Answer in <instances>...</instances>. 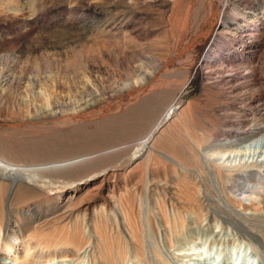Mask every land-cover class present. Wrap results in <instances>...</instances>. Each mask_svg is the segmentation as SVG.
<instances>
[{"label":"bare ground","instance_id":"obj_1","mask_svg":"<svg viewBox=\"0 0 264 264\" xmlns=\"http://www.w3.org/2000/svg\"><path fill=\"white\" fill-rule=\"evenodd\" d=\"M72 4L75 11L65 6L34 19L37 29L32 13L23 19V30L0 31V264H152L153 255L148 259L143 250L147 230L180 224L178 208L197 221L202 206H210L209 185L203 191L191 172L225 192L223 183L245 167L226 160L264 144V0ZM81 52L93 59L83 58L72 80L40 71L43 64L67 66ZM126 59L124 71L107 62ZM201 76L203 96L212 98L216 112L212 121L203 118L205 131L197 122V104L181 99L192 78ZM109 79L122 82L109 88L112 94L102 86ZM79 89L85 98L71 108L56 103ZM35 101L42 103L39 111ZM109 114L115 118L110 129L125 137L108 146L63 155L67 144L61 140H37V132L65 124L64 130L77 132ZM208 142L233 147L209 154L202 149ZM156 162L163 163V181L155 176ZM254 185L243 192L248 203L226 197L228 204L221 208L216 200L211 210L230 213L244 231L246 224L262 229L248 235L264 264V187ZM36 198L41 200L26 204ZM165 206L176 208L170 217ZM212 233L177 231L178 247L169 251L173 263L223 264V242L204 259L207 246L215 244Z\"/></svg>","mask_w":264,"mask_h":264},{"label":"rangeland","instance_id":"obj_2","mask_svg":"<svg viewBox=\"0 0 264 264\" xmlns=\"http://www.w3.org/2000/svg\"><path fill=\"white\" fill-rule=\"evenodd\" d=\"M73 1L74 0H42L41 5H40L41 7H40L38 5L40 3L38 0H12V1L0 0V29H1L0 31L10 33L13 30H17V31L23 30L25 28L24 27L25 24L22 23L23 19H25L27 17V15L32 14V13H33V16L31 18H33V17L34 18L31 21V25H32V27L37 29L38 23L35 24L34 22H36V21H34V19L35 20H38L39 18L47 19L48 17H50V15L56 14L57 12H60V10L63 9L65 6L66 7L68 6V8L72 7L71 9L73 11H75L76 8L72 4ZM190 3H191V0H185L184 5L189 6ZM10 9H15V12H12ZM54 10H55V12H54ZM44 13H46V14H44ZM183 14L184 13L181 12V16L179 17V19H181L183 17ZM35 15H36V17H35ZM182 42H183V39L182 40L180 39V42L177 44L178 49L181 48ZM82 55H83L82 52L81 53H75L74 55H72V57L70 58V62H68V64H67L68 67L66 65H64L65 64L64 62H62L63 63L62 65L59 63H52L50 65L43 64L40 67V71L41 72L46 71V73H50V75L52 77L54 75H56V73H57V75L59 77H63V78H65V80H70V79L72 80L78 74L80 67H82V63L85 62V60H83V58L86 59L89 57L90 60L93 59L91 57L92 55H90L88 57H85L84 55L83 56ZM126 61H127V59H126ZM126 61L116 63V61L113 60V61H107V62L110 66L113 64L112 66L114 67V69L116 71H120L121 69H122L121 71H124V69H127V67H128V61L127 62ZM120 83H122L120 81V79H116V82L109 79V80L104 81L102 86L105 89L108 88V90L106 89V92H108V94H112L113 92L111 93V91H109L110 90L109 88L114 89V86L119 87ZM203 84H204V80H203L202 76L197 77V78L196 77L192 78V80L186 86V89L184 90V93H183L181 99L183 101H190V102L194 101V103L197 104V107L199 110V113H198L199 116L197 115V119L199 118V120L197 122H199L200 126L203 127L202 130L205 131V127L203 125L204 124L203 118L206 119L207 117H209L208 118L209 120L208 119L207 120L210 121V119H211V121H212L213 118L211 116L213 115V117H214V114L216 112H215L214 105L212 104V101H211L212 98L209 95L203 96L204 95V92H203L204 85ZM78 87H80V86H78ZM85 95H86V92L85 91L83 92V90L79 89L78 92H73L70 95L62 94L58 98V101H56V103L57 104L59 103V105L63 106L62 109L66 110V109H69L72 106H74L78 101H81L82 98H85L84 97ZM37 102L38 101H35L33 103V106L36 107V110L39 111V109L42 107V105H40V108H38L39 106L37 104H42V103H40V102L37 103ZM65 104H66V106H64ZM202 104H204V105H202ZM200 112H203V113H200ZM112 115L113 114L106 115V118H105V116H103L100 118L101 120L97 119L96 121L99 122L97 124H94V122H96V121L90 122V124H87L82 129L77 130V132H76V130L75 131L74 130H68V131L64 130V128H66L64 126H68L66 124L61 128H54L55 130L53 128H51L50 130L49 129L44 130L43 133L37 132V135H36L37 137H39V135L41 134L37 140L40 143L42 142L44 144L58 143L61 140L62 143L64 142V144H67V145H65V148L63 147L61 149L63 152L58 151L57 154L62 152L61 154H63V155L66 154L65 150L69 154V153H72V151H73V153L78 152V150L80 148L81 149L79 151H83V149L87 150V149H85L87 147L89 149H91V148L93 149L95 147V145H96V147L108 146V145L113 144L115 142H119L122 138L125 137V135L123 133H120L121 134L120 135V134H118V132H114L110 129L111 128L110 126H112V123L115 121V118H112L113 117ZM107 116H108V119H107ZM102 118L104 120H102ZM193 122H194V120H193ZM206 127H208V125H206ZM1 128L2 127L0 126V129ZM51 130L52 131L54 130L53 131L54 133ZM203 131H199V132L202 134ZM101 132H103V133H101ZM108 136H109V138H108ZM45 138H47V140ZM43 140H46V141L44 142ZM67 141H69L70 143L69 142L67 143ZM111 141H113V142L111 143ZM74 143H75V145H74ZM69 144H71L72 146H70ZM76 144H78V145H76ZM105 144H107V145H105ZM73 147H76V148H73ZM82 147H83V149H82ZM232 147L233 146H231V143H225V144H221V145H219V144L212 145L208 142L207 144L202 146V149H203V152L210 154L212 152H217V151H220L223 149H230ZM75 149H77V150H75ZM68 150H70V151H68ZM241 151L242 152L240 155L230 156L229 158L232 157L231 159H229L230 161L228 159L226 160V161L230 162L231 164H236V161H237V164L241 163V166H245V167L241 172L237 173L235 176L229 177L228 180H226L227 178L223 180V182H225V180L227 181L225 184L223 183V185H224L223 189H224V191L226 190L225 192L218 191L219 187H217L218 185H216L213 181L209 180L210 181V182L208 181L209 183L207 181H203V179H201V177H197L198 175H196L197 174L196 172H191V175H192L194 181H199V180L201 181L202 180L201 183H199V185L202 184L201 189H203V191H205L203 186L207 187V185H209V188L207 187V189H210V191L206 192L207 194L205 196H207L208 194L210 196L206 197L205 200L206 201L208 200L206 203H208L210 205V206H208L210 209L205 207V206H202L203 212L201 211L200 215L201 216L204 215V216H202V218H201V216L199 215L200 216L199 219L201 220V222H200L199 219L197 221L190 219L189 216H187L181 208H178V211L182 212V215H183L182 216L183 219L181 218V223L175 224L178 226L174 225V227H175L174 228L170 224L169 227L170 226L171 227L169 228V230L161 231V232H159V231L156 232L155 230L153 232L152 230L149 229L150 232H153L152 234L147 230V235L145 237V248H143V250H144V255L148 259L150 258V256H152V255L154 256V254L157 253L156 255H158V258L160 259V262H161L160 264H174L173 261L171 260V257H172L171 252H169V251L172 249L173 250L177 249L178 246L176 244V240L180 237V236L178 237V234L179 235L187 234V232L194 229V230L201 231L204 234L205 233L210 234V232H213L212 236H211V241H214L215 244L213 247H212V245H210V247L207 246L208 256H204L205 260H209V258L211 259L215 255V252H217V250L220 248L217 246V244L220 242H223V246L225 245L223 247V253H222L223 254L222 260L223 261L221 260V262L223 264H233V263H235V264H262L261 251L259 249H257L258 243L248 235V233L249 234H251V233L257 234L258 231H260L262 229H258L257 227L252 228V227H249L251 224H246V228L248 231H244L242 228H240L239 226L234 224L235 221L233 222V217L231 216L230 213H227L226 211H222L221 213H220V211H216L215 213L212 212V210H216L215 205L217 206V202L220 203V204L218 203L219 207L221 206V208H223V206H225L227 203L226 202L227 198H230V197L233 199L242 200L244 203H248V201L244 198L245 195L243 194V192L250 190V187L252 188V186L255 183H256L255 185L258 184L260 187H264V166H263L264 165V144L261 143V144L255 146V148L254 147L253 148H247V147L244 148V151H246L245 154H243V150H241ZM246 154H248V155L246 156ZM234 160H236V161H234ZM212 161L217 162L218 160L217 161L212 160ZM223 161L224 160L220 161V163H222ZM155 164L156 165H154L153 167L158 169L155 176L161 181L165 180L163 177L164 175L162 173L163 163L162 162H156ZM165 165H166V167L170 166L169 163H167V162ZM158 172H159V174H158ZM233 174H231V175H233ZM169 179H170V177L167 178V181ZM61 181L62 180H60L59 183ZM58 184H57V186H58ZM244 185H245V187H244ZM212 186H214V187H212ZM218 192H220V193H218ZM221 193L223 196L221 195ZM207 198H209V199H207ZM218 199H220V200H218ZM221 199H223V200H221ZM40 200H41V198H36L34 200L27 202L26 204H33L35 202H39ZM215 201H216V204H215ZM221 202H223V203L221 204ZM17 207H20V208L23 207L24 208L25 206H17ZM166 209H167L166 212H168L167 215L168 214L171 215L170 213H172L173 211L176 210V208H174L173 206H165V210ZM171 209L173 211H171ZM212 214H215V215H212ZM13 216H15V214ZM227 216L229 218H226ZM203 218H204V220H203ZM241 223H242V221H241ZM195 224H196V226H195ZM238 224H240V223L238 222ZM215 225H217V228H214ZM173 229H174V232H173ZM175 229H177V230H175ZM177 231H178V234H177ZM155 232H156V234H154ZM174 236H175V238H174ZM237 243L238 244L240 243L239 244L240 246ZM234 244H236L240 247L241 254L238 256H237V254H233ZM243 244H245V245H243ZM251 245L252 246L254 245L255 249L250 248ZM188 246H190V245L185 244L184 247H188ZM254 250L255 251L257 250V251L255 252ZM153 256L148 261L149 262L153 261L151 263L156 264L154 261L155 257H153ZM162 262H164V263H162ZM199 262L203 263L202 261H199ZM190 264H194V262H190Z\"/></svg>","mask_w":264,"mask_h":264}]
</instances>
